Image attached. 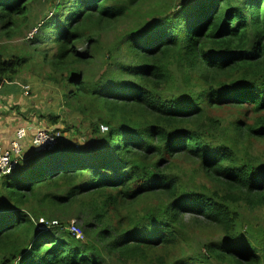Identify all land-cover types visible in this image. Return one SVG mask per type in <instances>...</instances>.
<instances>
[{
  "label": "trees",
  "instance_id": "obj_1",
  "mask_svg": "<svg viewBox=\"0 0 264 264\" xmlns=\"http://www.w3.org/2000/svg\"><path fill=\"white\" fill-rule=\"evenodd\" d=\"M31 5L0 0V39ZM56 9L33 39L86 136L24 156L26 128L0 185V264H264V0ZM7 51L0 94H24L29 55Z\"/></svg>",
  "mask_w": 264,
  "mask_h": 264
},
{
  "label": "rangeland",
  "instance_id": "obj_2",
  "mask_svg": "<svg viewBox=\"0 0 264 264\" xmlns=\"http://www.w3.org/2000/svg\"><path fill=\"white\" fill-rule=\"evenodd\" d=\"M73 0H32L31 12L29 14V22L25 24L22 31L18 33L12 39L1 38L0 48L10 49L12 51H7L11 53L21 54L28 53L29 58L25 64L22 74L20 75V81L24 84H29L31 86V94L29 96L21 95V88L18 87L17 91L12 94V99L17 103L21 97L24 102H32L33 104H28L24 111L19 112V116L28 121L29 123L23 122L22 125L30 129L29 133L31 138L35 137L39 130H54L55 133H60V137L69 138H80L82 140L85 137L86 130L81 127V132L77 131V125H79L80 117L74 110L78 103H73V100L66 99L64 97L65 89L60 83H56L51 79V75H57L48 65L45 58L43 46L41 44L35 43L34 37L43 32L39 30V26L43 24L44 21L48 20L50 17L55 15L57 6L65 5ZM155 3L150 1L145 6V11H150ZM38 25V26H37ZM32 34V36H31ZM40 50H35L36 48ZM90 49H92L90 47ZM11 94V93H9ZM1 95H4L1 93ZM13 110L19 111L21 106L14 105ZM32 118V120H30ZM51 118V120H50ZM59 119L57 122L56 119ZM57 122V123H56ZM75 124V127L72 125ZM82 123L81 125H83ZM70 125L69 130L66 129ZM60 127V128H59ZM59 128V129H57ZM63 128V129H61ZM62 142H60L61 145ZM34 145V144H33ZM2 178L0 179V185ZM73 214V213H72ZM71 213H66L65 217L61 220L66 221V226L69 225L70 230L72 224L76 225L77 234L81 233V223L77 219L76 215ZM57 218H55V221ZM115 264H119L116 260H113Z\"/></svg>",
  "mask_w": 264,
  "mask_h": 264
},
{
  "label": "built area",
  "instance_id": "obj_3",
  "mask_svg": "<svg viewBox=\"0 0 264 264\" xmlns=\"http://www.w3.org/2000/svg\"><path fill=\"white\" fill-rule=\"evenodd\" d=\"M32 36V34H31ZM31 92V86L27 85L25 87L24 94L29 96ZM102 130H107L108 128L103 126ZM28 135V130L26 127H20L13 139L8 144H3L0 142V179L11 172L17 161L23 156L24 144L23 140ZM60 133H55L54 130H39L38 133L33 137L32 143L37 145L48 140L57 139ZM53 224H57V221H53ZM77 226L72 224L71 231L77 234ZM79 230V229H78ZM80 235V233H78Z\"/></svg>",
  "mask_w": 264,
  "mask_h": 264
},
{
  "label": "crops",
  "instance_id": "obj_4",
  "mask_svg": "<svg viewBox=\"0 0 264 264\" xmlns=\"http://www.w3.org/2000/svg\"><path fill=\"white\" fill-rule=\"evenodd\" d=\"M12 90H16V87H13ZM4 93H9V89ZM10 97H12V94H0V142L3 144H8L13 139L17 128L21 126L23 122H26L18 115L19 112L24 111L28 104H33L32 102L22 101V97L15 103L14 99ZM14 105L21 106V109H19V111L13 110ZM30 120H32V118H30ZM26 123L29 122L27 121Z\"/></svg>",
  "mask_w": 264,
  "mask_h": 264
},
{
  "label": "water",
  "instance_id": "obj_5",
  "mask_svg": "<svg viewBox=\"0 0 264 264\" xmlns=\"http://www.w3.org/2000/svg\"><path fill=\"white\" fill-rule=\"evenodd\" d=\"M92 44V43H91ZM62 141V139L57 138V139H53V140H48L46 142L37 144V145H33L32 147H30L28 150H25V154L24 156H27L33 152H47V151H52L55 148L60 146V142Z\"/></svg>",
  "mask_w": 264,
  "mask_h": 264
},
{
  "label": "clouds",
  "instance_id": "obj_6",
  "mask_svg": "<svg viewBox=\"0 0 264 264\" xmlns=\"http://www.w3.org/2000/svg\"><path fill=\"white\" fill-rule=\"evenodd\" d=\"M102 131H106V130H102ZM35 145V144H34Z\"/></svg>",
  "mask_w": 264,
  "mask_h": 264
}]
</instances>
